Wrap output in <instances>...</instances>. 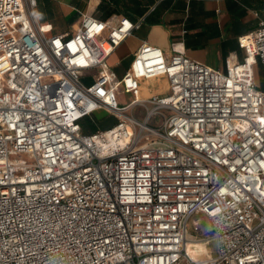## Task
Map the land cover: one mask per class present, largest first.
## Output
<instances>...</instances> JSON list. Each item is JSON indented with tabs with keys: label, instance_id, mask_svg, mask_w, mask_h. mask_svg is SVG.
Returning <instances> with one entry per match:
<instances>
[{
	"label": "built area",
	"instance_id": "2783aa9c",
	"mask_svg": "<svg viewBox=\"0 0 264 264\" xmlns=\"http://www.w3.org/2000/svg\"><path fill=\"white\" fill-rule=\"evenodd\" d=\"M36 6L0 0V264H264V21L226 70L143 43L119 77L109 58L141 23L86 13L48 35ZM99 109L117 122L85 133Z\"/></svg>",
	"mask_w": 264,
	"mask_h": 264
},
{
	"label": "crops",
	"instance_id": "0c3cea01",
	"mask_svg": "<svg viewBox=\"0 0 264 264\" xmlns=\"http://www.w3.org/2000/svg\"><path fill=\"white\" fill-rule=\"evenodd\" d=\"M86 13L105 21L127 17L141 23L109 58L119 77L130 68L143 43L156 45L167 55L181 48L201 63L226 70L246 56L239 37L264 21V0H37L35 17L52 35L73 33ZM255 71L264 89V65L259 63ZM152 79L143 81L139 97L168 91L167 85L152 89L149 84L157 83L149 82Z\"/></svg>",
	"mask_w": 264,
	"mask_h": 264
},
{
	"label": "rangeland",
	"instance_id": "374dc122",
	"mask_svg": "<svg viewBox=\"0 0 264 264\" xmlns=\"http://www.w3.org/2000/svg\"><path fill=\"white\" fill-rule=\"evenodd\" d=\"M47 33L49 34V32L47 31ZM149 82H157V83H150L149 85L151 86L152 89H156V88H160L162 87V85H168L167 83V79L164 78H153L151 81ZM145 87H147L145 85ZM143 87V88H145ZM135 97V94L133 92H129V91H125V90H121L118 94V100L120 105H127L129 104ZM136 112L143 117L144 116V111L140 108L136 109ZM116 116H114V114H111L109 112H107L104 109H99L97 110L95 113H93L90 116L85 117L82 122L84 124V131L88 132V133H92L98 129H105L108 128L110 126H112L115 122ZM12 157H18V158H22V159H27L28 160V156L27 155H12ZM194 220H198L199 222V228L196 229L195 225H194ZM189 231L192 234H198L199 237H205L210 235L211 232V226H210V220L204 216L203 214H197L189 223ZM208 251L209 253H214L215 252V243H211L210 245H208ZM201 257H204V255H202Z\"/></svg>",
	"mask_w": 264,
	"mask_h": 264
},
{
	"label": "bare ground",
	"instance_id": "6f19581e",
	"mask_svg": "<svg viewBox=\"0 0 264 264\" xmlns=\"http://www.w3.org/2000/svg\"><path fill=\"white\" fill-rule=\"evenodd\" d=\"M143 87H145V85ZM143 93H148V92L145 91ZM187 244H188L187 246H188L189 251L195 257H201L202 255H204V256H207V255L210 256L211 255V253H209L208 248H207L208 245L204 242V240H197V239L196 240H193V239L190 240L189 239L187 241Z\"/></svg>",
	"mask_w": 264,
	"mask_h": 264
},
{
	"label": "trees",
	"instance_id": "16d2710c",
	"mask_svg": "<svg viewBox=\"0 0 264 264\" xmlns=\"http://www.w3.org/2000/svg\"><path fill=\"white\" fill-rule=\"evenodd\" d=\"M262 77H263V82H264V74L262 75ZM115 119H116V122H117V118L115 117ZM115 122V123H116ZM82 125H83V131H84V129H85V127H84V124H83V122H82ZM85 132V131H84ZM85 133H88V132H85Z\"/></svg>",
	"mask_w": 264,
	"mask_h": 264
}]
</instances>
